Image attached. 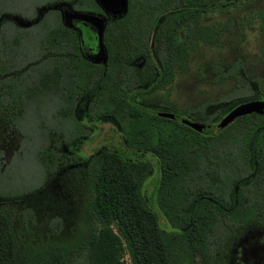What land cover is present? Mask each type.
<instances>
[{"label": "trees", "instance_id": "trees-1", "mask_svg": "<svg viewBox=\"0 0 264 264\" xmlns=\"http://www.w3.org/2000/svg\"><path fill=\"white\" fill-rule=\"evenodd\" d=\"M221 1L209 0L210 9L218 7ZM81 2L85 8L92 0ZM129 2V12L123 16L129 22L107 25L102 42L110 53L112 46L106 35L116 36V50L124 44L117 35H125L127 49L142 52L150 62L147 69L143 68L146 73L142 79L132 70L124 78L126 72L120 71L122 78L117 79L120 67L111 68L109 63L105 67L92 64L84 67L67 56L36 73L34 95L55 94L65 103L58 112L71 118L73 105L69 103L82 96L87 99V114L95 120L112 122L113 116L119 122L107 100L109 94L124 97L134 85L142 83L139 93L150 96L163 85H169L173 70L183 67L192 48L186 25L187 0ZM160 24L165 29L162 34ZM58 28V25L51 28L52 34L60 35L50 40L52 50L69 49L70 45L75 49L74 33ZM40 29L35 48L44 52V44L48 42L43 36L49 31ZM213 34L216 36L211 32L209 38ZM150 51L156 55L157 65L154 58H149ZM81 71L88 82L97 74L96 87L81 82ZM111 83L116 85L113 90L109 88ZM141 108L147 109L126 102L120 132L127 147L154 158L156 170L144 159L125 157L107 148L91 155L79 154L77 159L52 150L40 151L51 178L68 177L76 185L75 192L80 193L78 229L74 237L66 240L27 239L22 231L32 224V215L13 206L16 201L11 202L10 209L0 204V264H123L124 245L131 264H264L247 241L252 236L248 233L255 230L254 225L260 224L262 218L252 215V209L259 208V204L253 200L251 186L264 183V166L254 168L253 163H259L261 154L250 149L260 145L259 131H264V118L243 114L221 132L206 136ZM185 113L195 124L210 122L204 114V103L190 107ZM83 128L77 126L74 132L80 134ZM222 139L231 143L224 146L223 160L212 163L211 149ZM230 145L236 148L235 153ZM236 159L241 161L240 167L234 166ZM217 167L221 170L218 175ZM208 175L218 178V184L209 182ZM147 185L152 187L148 199L144 196ZM15 219L21 220L18 226ZM112 223L116 224L117 233L112 230Z\"/></svg>", "mask_w": 264, "mask_h": 264}, {"label": "rangeland", "instance_id": "rangeland-1", "mask_svg": "<svg viewBox=\"0 0 264 264\" xmlns=\"http://www.w3.org/2000/svg\"><path fill=\"white\" fill-rule=\"evenodd\" d=\"M51 1L53 0H0V9L8 14L3 16L2 23L5 20L11 21L10 13L23 17L29 16L32 15L35 8ZM55 15V13L46 12L43 22L38 24V28L30 30L35 40L38 39L39 32L37 33V31H42L40 27L47 30L55 24ZM207 18L205 25L219 31L223 16L217 10H213V12H209ZM3 32L10 34L12 28L6 25ZM39 35L41 34L39 33ZM235 37L236 35L233 33L225 35L222 32L215 40L216 43H195L189 61L182 68L176 67L173 70V79L169 85H163L150 96H142L139 104L153 112L162 109V111L167 110L187 116L183 112L184 109L203 102L209 103L205 111L207 113L217 107L221 112H226L239 101L222 104L219 100L230 96L233 89L241 86L246 88L245 90H252L255 92L254 95L259 97L258 90L264 93V60L257 57L244 58L245 67L248 68H243L238 74L226 77L221 75V72L230 68L236 59ZM20 52L12 53L5 59L0 58V61H3L0 66V204H6L10 209L13 204L11 202L16 201L19 204L14 203L13 206L19 208L20 211L24 209L32 215L28 214L32 224L25 232L22 231L25 238L36 241L46 238L52 240L70 239L74 237L78 229L80 193L79 191L75 192L76 185L72 184L68 177L65 180L51 178L50 172L45 170L42 163L40 158L42 152L40 151L52 150L63 155H72L68 148L75 144L77 145L76 151L83 155H91L104 148L120 146L119 141H123L122 134L114 128L116 124L88 118L84 112L85 102L83 100L78 103L77 110L73 115L76 122L71 117L63 116V113L58 111L65 103L55 94L34 95V86L28 82L27 69L26 79L23 82L26 90L23 89L24 85H21L22 73L20 72L24 71V67L20 68L16 63L18 60L21 61V55L26 57L28 52L26 49L22 51V54ZM40 52L35 48V60L39 59ZM41 67H43V61L35 65V69ZM32 69L33 67H30V71ZM254 79L259 84L255 83ZM244 82L248 83L249 88L243 84ZM29 90L30 96L28 97L26 92L29 93ZM164 102H168L174 107H160V103ZM115 103L117 105L115 115L119 122H123L126 106L122 101ZM74 123H78L76 125L79 129L80 126L84 127L82 133L74 132L77 127H74ZM75 134L77 143L71 140ZM67 139L69 140L67 141ZM229 143L231 142L225 139L217 141V147L213 146L211 149L210 160L212 163L223 160L224 146L226 147ZM229 148L235 153L236 148H233L232 145ZM126 151L128 153H122L125 157L133 159L144 157L140 151L130 148ZM41 156L44 157V155ZM235 162L234 166H241V161L236 159ZM216 171V175L221 173L219 167L216 168ZM206 177L209 182L218 184V178L209 175ZM151 189L152 187L149 185L145 187L144 196L147 199ZM263 194V192L253 194V200L259 202L262 209V218L258 222L260 224L254 225L253 229L255 230L248 233L261 238L255 239L251 236L247 238L249 246L258 253L259 260H264V233H262L264 228H261L264 227ZM15 220V226H18L21 220ZM111 228L115 233L118 232L115 223L111 224ZM251 229L250 227V231ZM123 248L122 262L131 264L125 245Z\"/></svg>", "mask_w": 264, "mask_h": 264}, {"label": "flooded vegetation", "instance_id": "flooded-vegetation-1", "mask_svg": "<svg viewBox=\"0 0 264 264\" xmlns=\"http://www.w3.org/2000/svg\"><path fill=\"white\" fill-rule=\"evenodd\" d=\"M86 7L82 8V2L81 0H53L51 2H47L45 4H42L35 8V11L32 13V15L29 16H21V15H9V20H5L2 23V18L4 15H8L7 13H4L3 10L0 9V58L5 59L10 56V54H14L17 51H22L26 49L28 52L27 56L21 55V61L18 60L16 63L20 68L24 67V71H21L22 73V83L21 85H24L23 82H25L26 79V69L28 70V82L34 86L35 83V77L36 73L39 71H44L48 69V67H52L54 63L61 62V57L66 58L67 56L71 59L76 60L81 66H88L91 65H100V66H106L108 63L110 64L111 68H118L117 72V79L120 78V71L126 72V75H122L123 78L128 76L130 73L129 71L132 70L135 73V76L142 79V77L145 75L144 67L147 69L150 62L146 59V57L142 56V52L136 53L133 51H130L127 49L126 43V37L123 34L117 35L119 42L124 43L121 48L115 49V38L116 36L114 34L106 35L107 39H109L110 45L112 46V50L110 53L106 50L104 44H103V38H104V32L107 27V25H113L115 22H129V19L123 18L128 12L130 7L129 0H92V3L85 4ZM183 5V4H182ZM187 19H186V25H187V31L190 35V43L189 46L192 48L189 49L187 61H189V58L191 56V52L193 48L195 47V43L197 42H215V40L218 39V35L220 36L223 32V34L227 35L229 33H233L236 35L235 37V43L234 48L236 52L235 61L230 65V68H226L224 72H221V75L226 77L231 74H238L243 68L245 67L244 58L248 57H257L261 60H264V0H222L218 7H215L213 10H217L220 15L223 16V21L220 23L219 31L218 29L215 31V29L206 26V22L208 20V14L209 12H213L212 9H210V3L209 0H187ZM199 10V13L196 14L195 11ZM46 12H52L55 13V24L51 26L49 29V33H47L43 38L48 42V44H44V52H40V57L38 60H35V39L34 36L30 33V30L35 29V27L39 26L41 22H43L44 14ZM88 14L91 16H97L101 19V24L97 22V24L93 21H89L87 19H82L77 17L78 14ZM158 22L160 20L158 19ZM6 25L12 28V32L9 34H5L3 31L6 29ZM59 26L58 30H70L74 33L76 38V43L74 45L75 49H73V46L70 45L71 48L69 49H63L59 51L52 50L53 46L50 43V40H55L56 37H60V35L52 34V29L54 26ZM97 25H102V37H101V46L98 45V38H97ZM38 28V27H37ZM165 31L164 28L161 27V24L159 25V34H162ZM200 31H203V35L200 36ZM211 32H215L216 36L213 34V38H209L211 35ZM39 38V34L37 35ZM197 37V39L195 38ZM49 39V40H47ZM197 42H196V41ZM45 43V42H44ZM65 43V42H64ZM159 43V42H158ZM216 43V42H215ZM160 44V43H159ZM67 44L65 43V47ZM16 50V52H15ZM19 53V54H20ZM14 56V55H13ZM42 56V57H41ZM149 58H154L155 61H153L157 65V59L156 55L150 51ZM150 59V60H151ZM41 61H43V67L36 68L35 65L39 64ZM122 63V65H121ZM3 64V61H0V66ZM48 64V65H45ZM121 65V66H120ZM116 66V67H115ZM30 67H33L32 71H30ZM16 68V66H14ZM79 69V68H77ZM80 71V70H79ZM31 73V76H30ZM81 74V82L82 83H90L92 86L96 81V75H93L90 82H88L87 77H85L83 71L80 72ZM21 76V74H20ZM122 78V77H121ZM256 78V77H255ZM255 83L256 79L253 80ZM93 83V84H92ZM247 88H249L248 83H243ZM110 89H115L116 85L114 83H111L109 85ZM96 87V86H95ZM133 90L129 92L124 97H118L116 93L113 92V94H109L107 97V100L110 104H112L114 111L116 109L115 105L116 101H122L124 102L126 106V102L133 103V104H139V101L142 99V94L139 92L142 91V83L134 85ZM125 88V87H124ZM259 88V87H258ZM23 89L26 90V86H23ZM244 87H239L233 89L230 96L220 99L219 102L222 104H226L230 101H239L238 103L232 105L226 112H221L220 108L217 107L214 110L210 112H205L206 108L209 106V103H204V114L208 119L210 120L209 124H215L219 122L229 111H231L234 107H236L239 104L251 102V101H260L264 102V93L261 92V90L257 93L260 94L259 97L255 96V92L252 90H245ZM260 89V88H259ZM30 93V91H29ZM26 92V95L29 97L30 94ZM116 96V97H115ZM84 101V112L85 115L88 116V118L95 120L92 116L88 115L87 110V99L84 97H74L72 101H70L69 106L72 104L73 109L71 115L73 118L74 113L77 110L78 103L80 101ZM164 104V105H162ZM201 104V103H200ZM166 105L170 107H174L168 102L160 103V107L166 108ZM197 105V104H196ZM194 106V105H193ZM190 106V107H193ZM183 110L185 112L187 109ZM148 109V108H147ZM150 110V109H149ZM158 113H167V114H173L176 116L184 117L188 120L189 117L185 115H178L175 113H172L170 111L162 109L160 111H155ZM249 114H255L259 117L264 118V115L251 112ZM110 117V116H108ZM237 119V117H236ZM112 122L116 124L115 129L117 131H120L119 122H117L116 119L112 116ZM173 120V119H172ZM178 123V122H176ZM220 130L219 132H221ZM218 132V133H219ZM260 145L255 146L251 148L250 150L255 152L256 154H261L259 163L254 161L253 165L256 169L257 167H263L264 161L262 158L264 157V131L260 130ZM121 133V132H120ZM215 135V134H214ZM210 136V135H206ZM123 138V137H122ZM75 142V138L72 140ZM77 143V142H75ZM118 147H112L107 148L110 150H115L120 153L126 152L127 147L124 144V141H119ZM76 146L73 145L72 147L69 146L68 151H71L73 156H77L75 159L79 158L80 152L76 151ZM56 145L54 146V148ZM77 153V154H75ZM143 158L145 161L149 162L150 165L153 167V171L156 170V161L154 158L149 156L148 154L142 152ZM251 175H255L251 174ZM257 182L254 185L251 186V189L253 191V194L255 193H264V183ZM145 190V189H144ZM145 195V194H144ZM264 196V194L262 195ZM147 199V197H145ZM259 204V202H258ZM252 215L255 217L261 216L262 217V209L259 204V208H253L252 209ZM261 232V231H260ZM264 233V231H262ZM251 238H257L260 239L261 237L251 236ZM264 238V237H263ZM254 239V240H255Z\"/></svg>", "mask_w": 264, "mask_h": 264}, {"label": "water", "instance_id": "water-1", "mask_svg": "<svg viewBox=\"0 0 264 264\" xmlns=\"http://www.w3.org/2000/svg\"><path fill=\"white\" fill-rule=\"evenodd\" d=\"M77 17L82 18V19H87L90 22L93 21L97 24H101V19L98 18L97 16H91L88 14H78ZM97 21V22H96ZM101 36H102V25H97V38H98V45L101 46ZM144 109V108H141ZM147 110V109H144ZM153 112V111H150ZM258 113L264 115V102L260 101H251L243 104H239L236 107H234L231 111H229L219 122L215 124H208V125H203V124H195L194 122L181 117V116H176L173 114H167V113H156L160 116L166 117L173 119L174 121L178 123H182L202 134L206 135H213L218 133L220 130L228 126L231 122H233L236 117L247 114V113Z\"/></svg>", "mask_w": 264, "mask_h": 264}]
</instances>
